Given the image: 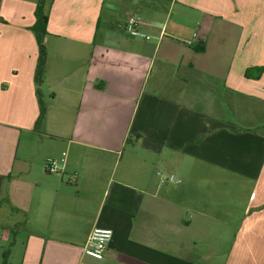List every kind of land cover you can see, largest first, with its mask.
<instances>
[{
  "label": "crops",
  "instance_id": "0c3cea01",
  "mask_svg": "<svg viewBox=\"0 0 264 264\" xmlns=\"http://www.w3.org/2000/svg\"><path fill=\"white\" fill-rule=\"evenodd\" d=\"M37 3L0 0V264H264V0H45L39 94Z\"/></svg>",
  "mask_w": 264,
  "mask_h": 264
},
{
  "label": "built area",
  "instance_id": "2783aa9c",
  "mask_svg": "<svg viewBox=\"0 0 264 264\" xmlns=\"http://www.w3.org/2000/svg\"><path fill=\"white\" fill-rule=\"evenodd\" d=\"M138 25L139 22L136 18H131L129 19L125 26L124 29L126 32H128L132 37H141V38H148L144 34L140 33L138 31ZM63 159L60 161L53 159V158H48L45 161L44 164V171L49 174H55L60 171V162H62ZM159 177V181L161 184L164 183H172L175 182V179L172 175L170 176H163L161 173L157 174ZM113 232L111 229L108 228H94L87 240L86 243L83 247V254L94 259V260H102L105 254V251L108 247L109 242L112 239Z\"/></svg>",
  "mask_w": 264,
  "mask_h": 264
},
{
  "label": "trees",
  "instance_id": "16d2710c",
  "mask_svg": "<svg viewBox=\"0 0 264 264\" xmlns=\"http://www.w3.org/2000/svg\"><path fill=\"white\" fill-rule=\"evenodd\" d=\"M44 3H45V0H38L36 10H35L36 21H35V24L33 26V31L35 34L36 43H37V47H38V58H37V64L35 67V72H34V83L37 87L38 94L40 91L39 88L41 87V85L43 83L45 62H46V49H45V46L43 44V37L46 33L47 16L43 11ZM254 72H256L255 75L257 77L261 73L264 72V69L246 70L245 76L249 78L251 76V74H254ZM44 114H45V106L40 101L39 102V115H38L37 122H39L43 119ZM2 264H8L7 253H4V255H3V263Z\"/></svg>",
  "mask_w": 264,
  "mask_h": 264
}]
</instances>
